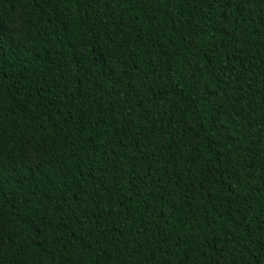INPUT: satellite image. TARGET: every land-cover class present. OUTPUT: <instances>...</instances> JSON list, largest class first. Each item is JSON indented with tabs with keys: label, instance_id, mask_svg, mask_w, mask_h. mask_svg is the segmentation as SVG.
Here are the masks:
<instances>
[{
	"label": "trees",
	"instance_id": "16d2710c",
	"mask_svg": "<svg viewBox=\"0 0 264 264\" xmlns=\"http://www.w3.org/2000/svg\"><path fill=\"white\" fill-rule=\"evenodd\" d=\"M0 264H264V0H0Z\"/></svg>",
	"mask_w": 264,
	"mask_h": 264
},
{
	"label": "rangeland",
	"instance_id": "374dc122",
	"mask_svg": "<svg viewBox=\"0 0 264 264\" xmlns=\"http://www.w3.org/2000/svg\"><path fill=\"white\" fill-rule=\"evenodd\" d=\"M16 20L9 23V28L11 31V36L19 40L23 31L22 21L18 18V13H16Z\"/></svg>",
	"mask_w": 264,
	"mask_h": 264
}]
</instances>
